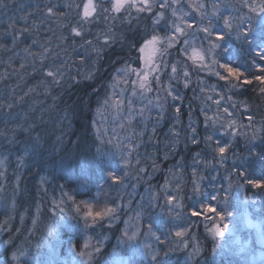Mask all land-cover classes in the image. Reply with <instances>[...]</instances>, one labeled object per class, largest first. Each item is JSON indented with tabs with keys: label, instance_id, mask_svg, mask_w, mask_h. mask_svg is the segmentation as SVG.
I'll return each instance as SVG.
<instances>
[{
	"label": "rangeland",
	"instance_id": "obj_1",
	"mask_svg": "<svg viewBox=\"0 0 264 264\" xmlns=\"http://www.w3.org/2000/svg\"><path fill=\"white\" fill-rule=\"evenodd\" d=\"M63 2L64 0H51V3L62 4ZM77 2H80V0H77ZM240 2H244V0H182V5L184 10L190 12L191 17L195 19H199V16L192 8L188 7L190 3L194 5L199 3L206 4L207 7L204 11L209 14L213 10V4L220 5L217 17L213 19V28L215 31L226 33L227 29H225L223 23L225 16L231 18L235 30V26L240 24V16L246 15L241 10ZM248 2L252 3V0H248ZM5 3L8 4V7L0 9V44L5 45L8 49H0V133H3V135H0V159L6 160L5 166L0 168V172L5 173L3 177H0V264H12L9 254L15 248L9 247L3 241L8 240L9 236L14 238L17 235H21L16 232L17 228L22 230V235L20 239L16 240V245L22 244L20 250H27L26 255L20 257V264H75V260H78L79 257L74 259V253L69 250V240L71 239L75 242L79 239L82 241L84 235L82 233L83 224L80 222L78 227L69 228L67 226L68 223L76 224L77 222L69 221L67 216L62 218L59 211L56 213L50 211L51 201L53 199L57 201L62 199L61 191L73 196L77 202L88 201L96 205V207L104 203L105 196L110 200L119 202L121 195L124 197V203L130 205L121 211V219L117 220L111 229L107 227V221H105L104 226L96 227L93 232L87 233V235L94 236L93 243H95L96 238L107 237L104 241L102 254L97 258V264H150V257L145 254L144 246L146 244L152 245L154 249H160L163 264H189L187 251L178 250L163 256V252L166 249L160 248L159 242L155 239V236H159L163 240L165 235L173 230V220L168 215L164 193H160L159 206L156 208L146 206L145 202L141 201V196L145 197V201L149 198V193L146 191L149 186L146 183L149 175L152 177L151 185L153 191H157V185L164 183L166 174H168V179L172 181V190L176 188L177 180L182 184L186 178L182 174L181 166L176 169L171 166L162 169V164L157 162L155 157L147 158L148 155L141 156L142 154L139 153V148L145 144V141H142L144 134H154L153 127L155 126L156 131L157 127L163 124V120L154 124L157 116L154 110L151 112L145 111L144 115L148 119L142 120L138 117H133L129 121L125 118L127 116V99L132 89L129 84L124 83V80L128 77L116 70L123 68L126 61L131 63L133 67H138L131 59L136 56V53L134 51L129 52L128 48L123 52L117 49V53L115 52L114 59L111 62L112 64L104 65V53L110 52L112 48H115L119 44V39L117 43L104 49L98 71L100 76L98 77L99 83L97 86H100L101 91L94 101L88 138L83 140L68 138L67 134L72 126V117L68 116V111L66 112L64 105H58V107L50 106L51 108H56V110L49 112L53 116L48 113L46 103L41 101L42 99L45 100L46 97L43 87H36L34 92H29V88L37 85V81L42 78V74H33V69L29 66L32 64V58L22 51L31 44L33 39L44 42L52 37L53 32L59 34L54 18L51 23L45 19L43 27L39 31L32 29L33 24L41 22L42 12L48 4V0H11V3H9V0H5ZM256 3L258 4L259 1L256 0ZM245 12H249L247 8ZM29 13H35V15H28ZM252 16L256 21L255 14L252 13ZM25 17H27V23L24 22ZM122 19L123 17H121ZM121 20L114 22L109 20L107 24L101 20L98 24L91 26V31L93 34L97 31L103 32L114 23L113 31L116 36H120V32L127 27L126 24L121 25ZM147 21L148 25H150L151 20ZM204 23L207 24V20ZM9 24H13L17 30L24 27L32 29V31L23 34L14 51L11 50L12 35L11 30L8 28ZM144 26H141V28ZM85 27L89 26L85 25ZM241 27L246 29L248 27L247 22L245 21ZM100 39L102 42L103 37ZM228 40H236L235 31L223 42L227 47ZM56 44L57 40L52 39L51 47L55 51L60 52ZM65 47L70 54L72 49L67 45ZM32 51L37 52L39 49L33 47ZM220 51L222 52L223 49H220ZM76 52L78 55L74 58L79 61V55L83 53L80 49H76ZM68 59L71 60L73 57L69 55ZM169 59L170 61L180 60L181 64H183L186 57H181L173 51ZM51 61L52 57H49V63ZM22 63L26 65L23 70L20 69ZM188 64L191 73L190 80H196L197 82L198 80H203L204 84H198L199 86H210L208 82L209 74L206 71L197 72L191 66L190 61H188ZM37 67H39L38 61ZM69 70L71 76L76 77L78 81L82 79L89 80L85 78L90 70L89 64L79 65L78 68L70 66L64 69L66 74ZM77 71L80 72V76H77ZM11 77L16 78L20 82L17 83V87L11 85L9 87L7 85L5 78ZM131 78L134 79L135 76L133 75ZM164 81H167V76H164ZM64 84L71 85L72 81L66 79ZM180 84L182 85V83ZM57 89L58 87H55L52 91L51 95L53 97ZM121 89H124L123 96L120 95ZM25 93H28V95L25 96ZM155 95L156 93L153 92L145 100H140L138 97L133 98L134 109L139 112L141 108L148 104L149 99L154 100ZM160 95L163 99L164 93L161 92ZM20 97H23V100L18 102ZM106 98L109 99L110 104L117 99H123V110L117 113L110 104L109 106H104L103 102ZM173 101L169 98L165 105L166 115L170 114L168 107ZM9 104L13 105L11 109L8 108ZM97 108L100 109L99 112H97ZM30 111L34 115L28 120V123L33 124L35 122V125H37L36 131L32 135H39L41 142L32 159L28 160L25 157L26 163L24 167L18 168L19 157L23 147L22 142L26 141L27 137L15 131L16 125ZM212 117L215 118L218 115H213ZM253 128L247 130L249 136L256 129H260L258 124ZM243 130L244 128L240 129V131ZM14 133L17 143H10L9 140L14 136ZM137 135H141L142 140H137ZM258 136L259 133H257ZM61 139L62 143H58ZM43 144H47V146H43L42 153L38 155L37 151H40ZM117 145L122 146L123 151ZM151 145V150L154 149L156 151L157 146ZM98 148L99 154L97 152ZM75 151H78V153L81 151L82 154L74 155L76 158L74 157L73 161H71L72 156L69 153H74ZM128 151H131V156L128 157L130 165L124 167L122 156L127 157ZM202 159L196 154L192 158L195 161ZM68 160L72 165L66 168L65 165ZM137 160L140 161L139 165H137ZM153 161L160 165L159 170H153ZM104 164L107 167H103L102 170V165ZM200 165L203 167L199 168L200 174L207 176L204 181L206 190L211 191L209 183L213 175L216 176V180L212 183L217 186L223 185L227 187L228 181L225 178L228 177V173H220L221 176H217L219 172L214 171L213 168L209 174L207 169L206 172L204 171L203 163ZM188 166V173L186 174L189 180L192 168L199 166L193 162L186 167ZM140 168H144L148 175L140 173ZM108 171L116 172L118 176L123 178V183L113 185L111 179L107 177ZM125 172L128 173L126 177L124 176ZM17 176L22 177V179L17 181ZM41 177H45L46 182L38 190L37 185ZM236 179L235 177L232 178L234 182ZM132 185L136 186L135 189H133ZM61 186H63V189H61ZM100 188H102L101 198L99 203H97L94 198ZM44 189L47 190L46 194ZM244 189L245 187L237 189L234 186L229 194L228 211L232 212L233 215L227 217L223 222L228 224L229 227L225 230V236L220 238V246L216 251L213 252L212 250L213 242L211 239L205 242L203 235L200 236V243L203 245V253L200 257L202 264L204 261L207 264H264V194L262 198H259L257 196L258 190L251 188L250 190L252 191L248 195ZM133 192H135L134 195L132 194ZM223 196L224 193L222 192L221 198ZM38 201L39 212L42 215L37 214ZM184 203L186 206H191L195 201L185 200ZM140 207H144L145 214L140 220H137L135 218L136 211ZM184 211L187 212V207ZM21 215L24 216L23 222L20 220ZM33 218L37 219L35 225L32 223ZM125 220L128 221L127 225L124 223ZM49 222L55 228V232L52 234L45 229V225ZM149 224L152 225V232L155 233V236L147 235ZM185 226L187 225L185 224ZM126 228L133 231L137 228L140 229L136 240L130 243L122 242V233ZM5 229L9 231L6 233ZM28 229H32V231L29 232ZM203 231L202 226L193 227V234H203Z\"/></svg>",
	"mask_w": 264,
	"mask_h": 264
},
{
	"label": "snow or ice",
	"instance_id": "obj_2",
	"mask_svg": "<svg viewBox=\"0 0 264 264\" xmlns=\"http://www.w3.org/2000/svg\"><path fill=\"white\" fill-rule=\"evenodd\" d=\"M9 3H11V0H9ZM7 7L8 4L5 3V0H0V9H6ZM37 7L39 8V6ZM188 7L196 12L199 19L191 17V13L184 10L182 0H80V2H77V0H64L62 4L51 3V0H48V4L42 12L41 22L33 24L32 29L39 31L43 27L45 19L51 23L54 18L59 29V34L53 32L52 37L46 39L44 42L33 39L31 44L22 50L28 57L32 58V64L29 66L32 67L33 74H42V78L37 81V85L29 88V92H34L36 87H43L47 97L51 96L55 87L63 86L66 79L72 81V83H78L79 81L76 77L71 76L70 70L67 74L65 73V67L75 66L78 68L79 65L87 63L90 70L85 78L89 80L94 79L95 73L99 71V62L104 49L117 43V36L113 31L115 27L114 23L107 27L105 31H97L95 34L92 33L91 26L98 24L101 20L107 24L109 20L114 22L121 20V17H123L121 25L126 24L129 31L132 32L133 37L129 40L121 32L119 40L122 44H127L129 52L134 51L136 53V56L131 59L138 65V67H133L131 63L126 61L123 68L116 70L117 72H122L125 77H128L124 80V83L129 84L132 89L127 99V116L125 117L127 120L131 121L133 117H138L142 120L148 119L144 115L145 111L151 112L153 110L157 114L154 124L163 120L166 115L165 105L169 98L172 100L182 99L177 92V85L182 83L185 89L191 86V73L188 61L191 62V66L197 72L206 71L210 76H215L218 81L225 82L228 86V91L233 93V95L224 97L217 92V96H220V99L215 101L217 109L219 110V106L225 102V99L229 102L228 105L223 108L222 113L218 117H208L205 114L203 119L206 132L210 127L212 132L218 130L223 133L224 137H231V139L227 141L217 140L215 147H213L212 141L214 137L212 134L200 137L199 129L193 123H189L187 126L190 131L185 136V140L190 141L193 145H199L203 142L212 157L210 160H194L193 163L197 165L203 163L204 168L210 173L216 165H223L228 160V153L232 150L233 143L238 137L244 139L245 144L249 145L257 139V133L264 131V126L253 131L251 136L248 135L247 131H240L242 128L251 129L253 116L249 115L247 117L248 124H241L240 120L244 118L243 112L237 117V110L243 108L244 111H248L249 108L246 101L233 99L235 95H238V92L233 90L242 89L253 84L258 85L260 96H264V41L252 49L254 55L251 61L246 63L244 67L238 66L232 61L229 55V47L223 43L234 31L236 40L248 42L250 45L254 43V41L249 40V37L256 32L257 23L264 25V0H259L258 4L255 0H252V3L244 0L242 4V7L247 8L250 13L255 14L257 18L255 23L252 15H241L240 24H237L234 30L231 18L225 16L223 23L225 29H227L226 33L215 31L213 28V19L217 17L220 5L213 4V10L210 14L204 11L207 7L204 3L195 5L190 3ZM28 15H35V13H29ZM141 17L146 21L150 19L151 24L148 25L146 23L141 28L139 24ZM206 20L207 24L204 23ZM133 21L136 22L135 27H133ZM245 21L248 24L246 29L241 27ZM24 22L27 23V17L24 18ZM85 25L89 27L86 28ZM8 28L11 30V50L13 51L21 41L23 34L32 31L28 27L17 30L13 24H9ZM101 37H103L102 42ZM52 39L57 40L56 47L60 49V52L55 51L51 47ZM69 41L71 42L70 44ZM65 45L72 49L70 54ZM33 47L38 48L39 51L33 52ZM0 49L8 50L3 44H0ZM76 49H80L83 53L79 55V61L74 58L78 55ZM220 49H223V51L221 52ZM173 51L181 57H186L183 64H181L180 60L170 61L169 58ZM69 55L73 59L69 60ZM49 57H52L51 63H49ZM37 61L39 62V67H37ZM25 67L26 65L23 63L20 65L21 70ZM252 69H255L256 74H253ZM133 75L135 76L134 79L131 78ZM77 76H80L79 71H77ZM164 76H167L166 82L164 81ZM198 84L203 85L204 81L198 80ZM208 87L211 88V91L215 92L217 85H205L200 88V91L204 92ZM153 92L156 93L154 100L149 99L148 104L137 112L133 107V98L138 97L140 100H145ZM161 92L164 93L163 99L160 95ZM123 94L124 89H121L120 95L123 96ZM27 95L28 93H25V96ZM52 99L55 102L57 97H52ZM208 99L211 100L212 97H208ZM21 100H23V97L18 98V102ZM103 104L104 106H109V99L106 98ZM110 106L119 113L123 110L124 100L117 99L112 101ZM12 107L13 105H8L9 109ZM99 111L100 109L97 108V112ZM173 111L174 124L173 128L170 129L173 139L169 140L167 146L174 152L180 143L179 137L181 133L175 130V122H178L180 119L181 108L178 106ZM201 111L206 113L207 110L201 106ZM32 115L34 113L31 111L26 113L21 118V122L16 125L15 131L27 137V140L22 142L23 147L19 157L18 168L24 167L26 163L25 157L28 160L32 159L41 142L39 135H32L37 127L35 122L33 124L28 123ZM225 117L228 118L226 121ZM189 120L191 121V113H189ZM153 132H155V126L153 127ZM0 135H3V133H0ZM9 142L17 143L15 133ZM58 143H62V139ZM117 147L123 151L122 146L117 145ZM97 152L99 154V148ZM196 155H200V153ZM130 156L131 151H128L127 157L122 156L124 167L130 165V159L128 158ZM254 156L264 160V155L254 150H249L248 156H239L234 153V163L236 160H239L241 161L240 166H234L231 172H229L228 177L225 178L228 181L227 187L223 185L217 186L215 183H212L216 180V176L213 175L209 183L211 191L205 189L204 181L207 179V176L200 174L198 167L192 168L189 180H185L182 184L177 180V186L174 190L171 189L172 181L168 179V174L165 175L164 183L156 186L157 191L152 190V177L148 176L146 183L149 186L146 191L149 193V198L145 201V197L141 196V201L145 202L146 206L156 208L159 206L160 193H164L166 198L165 206L168 209V215L173 220V230L165 235L163 240L159 236H155V233L152 232V225H148L147 235L155 236L160 248L166 249L163 252V256H167L169 253L178 250L187 251L189 264H202L200 260L203 253V245L200 243L201 235H203L205 242L211 239L213 242L212 250L213 252L216 251L220 246V238L225 236V230L229 227L228 224L223 222L227 217L233 215L232 212L228 211L229 194L232 188L235 186L237 189H243L245 185H250L254 189H264V178H249L247 171L243 170V162ZM167 159L168 155L166 154L164 160ZM5 163V159H0V168L4 167ZM139 163L140 161L137 160V165ZM179 164L180 162L178 161L177 165L173 166V169L179 167ZM103 167H107V165H102V170ZM159 169L160 165L153 161V170L157 171ZM139 172L148 175L144 168H140ZM233 174L237 177L235 182L232 180ZM4 175V172H0V177ZM127 175L128 173L125 172L124 176L126 177ZM107 177L111 179L113 185L123 183V178L118 176L114 171H108ZM16 179L19 181L22 177L17 176ZM45 182L46 178L41 177L37 185L38 190ZM132 187L135 189L136 186L132 185ZM61 189H63V186H61ZM44 192L46 194L47 190L44 189ZM101 192L102 188L98 189L94 198L97 203L100 201ZM222 192L224 193L223 198H221ZM132 194L134 195L135 192ZM61 196L62 199L59 201L55 199L51 201L52 206L50 211L52 213L59 211L62 218L63 216H67L69 221L77 222L76 224L68 223L67 226L69 228L78 227L80 222L83 224L82 233L84 235L82 241L79 239L75 242L71 239L69 240V250L74 253V259L75 257H79L78 260H75V264H97V258L102 254L104 241L107 237L105 236L102 239L96 238L95 243H93L94 236L87 235V233L93 232L96 227L104 226L105 221H107V227L111 229L112 225L121 219V211L130 205L124 203L123 195L119 197V202L110 200L105 196L104 203L99 207L88 201L77 202L73 196L64 191H61ZM185 200L190 202L195 201V203L191 206H186ZM186 207L187 212L184 211ZM37 214L42 215L39 212V201L37 202ZM144 214V207H140L136 211L135 218L140 220ZM20 220L21 222L24 221L23 215L20 216ZM32 223L35 225L37 219L33 218ZM124 223L127 225L128 221L125 220ZM194 226H202L204 229L203 234H193ZM45 229L50 234L55 232V228L50 222L45 225ZM8 231V229H5L6 233ZM28 231L31 232L32 229H28ZM16 232L22 235L20 228H17ZM139 232V228L134 231L126 228L122 233V242L126 241L130 243L136 240ZM21 235H17L14 238L9 236L8 240L3 241L9 247L15 248L9 254L12 264H20V257L26 255V249L20 250L22 244L16 245V240L20 239ZM144 247L145 254L150 257V264H163L160 249H154L150 244H146ZM203 264H207V262L204 261Z\"/></svg>",
	"mask_w": 264,
	"mask_h": 264
},
{
	"label": "trees",
	"instance_id": "obj_3",
	"mask_svg": "<svg viewBox=\"0 0 264 264\" xmlns=\"http://www.w3.org/2000/svg\"><path fill=\"white\" fill-rule=\"evenodd\" d=\"M240 4L242 6L243 2H240ZM245 9V7L241 8V10L246 14V16L252 15V13L250 12H245ZM146 23L148 24V21L141 17L139 21L140 27L144 26ZM135 24L136 22L134 21L133 27H135ZM256 29V32L249 37V40L254 41V43L251 45L248 42H242L239 40H228L227 45L229 47V55L231 56L232 61L238 66L244 67L246 63L250 62L252 56L254 55L252 49L255 46L259 45L262 41H264V25H260L257 23ZM123 30L124 31L122 32L127 36L129 40H131L133 37L132 32L129 31L128 27H125ZM118 39L119 36H117V40ZM127 48V44H122L119 40V44L115 48H112L110 52L107 51L106 53H104L103 64L108 65L112 62L115 56V52L117 53V49L122 50L121 52H123L127 50ZM252 72L253 74H256L255 69H252ZM99 76V73L96 72L94 79H91V81L82 79L78 83H72L71 85L63 84V86L58 87L54 94V97H57V100L55 102L52 99V95L45 97V100H41L42 102L46 103L48 113L56 110V108L51 107H58V105H64L65 109L68 111V116L72 117V130L69 129V132L67 134L68 138H78L77 140H83L88 138L87 136L90 132L89 124L91 121V112L94 106V101L101 91L100 86H97L99 83ZM5 79L9 87L10 85L13 87H17V83H20L19 81H17L16 78L11 77ZM190 81L191 86L187 89L182 86L183 84L177 85V92L179 93V96L182 97V99L178 98L174 100L171 104H169L168 110L170 114L165 116V118L163 119V124L157 127L155 133L144 134L143 140L141 135L136 136L137 140L145 141L146 144V146L144 144L145 147L142 146L143 148H139V153L142 154L141 156L148 155L147 158L155 157V160L162 164V169L167 168L169 166L173 167L174 165H177V162L179 161V166L182 167V174L184 178H186V180H188V175L186 173H188L187 170L189 168V166H186L194 161L192 160V158L195 157V154L200 153V155H198L200 159L204 158L210 160L212 158L209 150L205 148L203 142H201L199 145H193L190 143V141L185 140V136L190 131L187 126L189 125V123H193L194 126L199 129L200 137L212 134L214 137L212 141L213 147H215L217 140L227 141L228 139H231V137H224L223 133L218 130L212 132V129L210 127L206 132L205 126L203 124V119L205 114L208 117H212L213 115L219 116L220 113H222L223 108L228 105L229 102L225 99V102L219 106V110L217 109L215 101L217 99H220V96H217L216 94L217 92H219L224 97L233 95L232 92L228 91V86L225 84V82L218 81L215 76L209 75L208 77V82L210 83V86L213 84L217 85L215 92L211 91L210 87L206 88L204 92H201V86L198 85V82L196 80ZM233 91L238 92V95H235L233 99L237 101H246L249 108L248 111H244L243 108L237 110V117H239L241 112H243L244 116V118L240 120V123L245 125L248 124L249 121L247 120V117L251 115L253 116L251 129H254L253 127H255V125L257 124L259 128L264 126V96H260L258 92V85L253 84L252 86H246L245 88ZM208 93H210L211 96ZM208 97H212V99L210 100L208 99ZM178 106L181 108V115L179 121L175 122V130L180 132L181 135L179 137V146L173 152L167 145L169 140L173 139L170 133V129L173 128L174 124L173 110ZM201 106H203V108L207 110L206 113L201 111ZM189 113H191V121L189 120ZM49 114L53 116L51 113ZM227 119L228 118L225 117V120ZM247 130L250 129L244 128L243 131ZM151 144L157 146L156 151H154V149L151 150ZM43 146L46 147L47 144H43L40 148V151H37L38 155L42 153L41 151L43 150ZM249 150H254L255 152L264 155V131L259 132L257 140L249 145L245 144L244 139L241 140V138H237L233 143L232 150L228 153V160L223 165H216L214 167V171L216 170L217 172H219L217 176H219L220 173L225 172L229 174V172H231L234 166H240L241 161L236 160L234 163V153L238 154L239 156H241V154L242 156H248ZM69 154L70 156H72L70 160L73 161L74 157L76 158V156L74 155L82 154V152L79 151L78 153V151H75L74 153ZM166 154L168 155V159L164 160V156ZM70 163L71 162H69L68 160L65 167H70L72 165V163ZM198 166V168H203L200 164ZM243 170L247 171L249 178H264V160H261L255 156L251 157L243 162ZM204 171L206 172V169H204ZM234 177L237 178L235 174L232 175V178ZM251 188L252 187L250 185H245L244 190L246 191V193H248V195L252 191L250 190ZM256 191L258 192L257 196H259V198H262L264 194V189H256Z\"/></svg>",
	"mask_w": 264,
	"mask_h": 264
}]
</instances>
